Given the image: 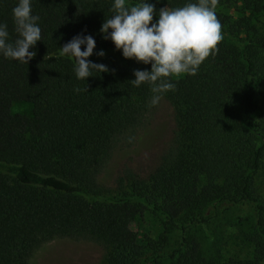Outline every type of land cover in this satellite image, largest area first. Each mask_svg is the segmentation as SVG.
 Wrapping results in <instances>:
<instances>
[{
	"label": "trees",
	"instance_id": "16d2710c",
	"mask_svg": "<svg viewBox=\"0 0 264 264\" xmlns=\"http://www.w3.org/2000/svg\"><path fill=\"white\" fill-rule=\"evenodd\" d=\"M135 3L136 0H131ZM155 10L188 0H150ZM0 0V23L15 39L12 8ZM111 0H32L41 41L27 64L0 56V264H30L35 246L55 236L97 241L103 264H264V0H216L221 40L195 75L172 77L164 94L175 130L157 166L146 177L124 173L116 188L98 174L118 144L133 142L151 97L133 87V70H150L101 38ZM156 16L153 17L155 21ZM86 29L96 48L89 60L108 71L85 81L60 47ZM83 50V46L81 47ZM81 91H75V89ZM87 88V91L84 90ZM27 102L31 114L14 113ZM252 205L248 251L208 256L191 228L205 222V208ZM160 219L153 243L132 228L130 210ZM179 238L168 251V230Z\"/></svg>",
	"mask_w": 264,
	"mask_h": 264
},
{
	"label": "clouds",
	"instance_id": "9594fccd",
	"mask_svg": "<svg viewBox=\"0 0 264 264\" xmlns=\"http://www.w3.org/2000/svg\"><path fill=\"white\" fill-rule=\"evenodd\" d=\"M215 5L216 0H188L183 6H166L156 11L150 0H111V15L104 17L99 33L102 39L112 42L124 59L151 65L150 70L134 69V79L130 80L133 87L149 86L147 107L157 106L166 92L175 90L172 77L195 75L216 48L222 37ZM11 11L16 37L11 39L8 25L0 23V56L27 64L35 56L29 49L41 41L40 18L32 14V0H16ZM95 48V38L86 34V29L60 47L62 56L74 60L77 80L86 82L93 71H108L106 65L89 60ZM95 55L103 58L105 52L101 49Z\"/></svg>",
	"mask_w": 264,
	"mask_h": 264
},
{
	"label": "rangeland",
	"instance_id": "374dc122",
	"mask_svg": "<svg viewBox=\"0 0 264 264\" xmlns=\"http://www.w3.org/2000/svg\"><path fill=\"white\" fill-rule=\"evenodd\" d=\"M118 51L113 49L103 58H113ZM32 105L17 102L12 105V112L31 114ZM175 130L174 109L170 101L163 97L159 104L149 108L144 123L137 129L133 142L118 144L103 164L98 180L105 186L116 188L118 177L124 173L146 177L157 166L166 150ZM260 193L264 199V179H258ZM215 210L205 208V222L192 226L191 231L197 235L206 255L229 257L235 253L248 251L244 235L253 225L254 211L252 205L243 203H221ZM132 228L139 237L147 236L153 243L156 234L161 231L160 219L149 213L142 214L136 208L130 210ZM179 224L168 230V251L174 248L179 238ZM105 248L96 240L73 239L69 236H55L39 242L34 249L30 264H103Z\"/></svg>",
	"mask_w": 264,
	"mask_h": 264
}]
</instances>
